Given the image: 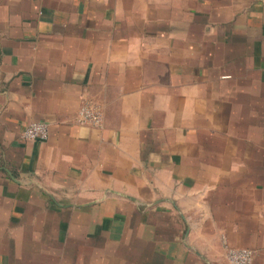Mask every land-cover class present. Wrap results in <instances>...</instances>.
<instances>
[{"label":"crops","instance_id":"1","mask_svg":"<svg viewBox=\"0 0 264 264\" xmlns=\"http://www.w3.org/2000/svg\"><path fill=\"white\" fill-rule=\"evenodd\" d=\"M227 248L264 264V0H0V264Z\"/></svg>","mask_w":264,"mask_h":264},{"label":"built area","instance_id":"2","mask_svg":"<svg viewBox=\"0 0 264 264\" xmlns=\"http://www.w3.org/2000/svg\"><path fill=\"white\" fill-rule=\"evenodd\" d=\"M100 114L88 103L78 112L77 123L83 126L100 127ZM49 135V127L43 122H31L22 132V137L28 140L45 141ZM225 258L229 264H252L254 252L246 248H227Z\"/></svg>","mask_w":264,"mask_h":264},{"label":"rangeland","instance_id":"3","mask_svg":"<svg viewBox=\"0 0 264 264\" xmlns=\"http://www.w3.org/2000/svg\"><path fill=\"white\" fill-rule=\"evenodd\" d=\"M86 103H88L90 106H92L99 114H100V117H101V122L103 123V116H102V113L100 112V110H99V108L92 102V101H86V102H84L82 105H81V107L84 105V104H86ZM80 107V108H81ZM79 112V111H78ZM76 122H77V118H76ZM102 123H101V125H102ZM80 125V124H79ZM81 126H83V125H81ZM244 249V248H243Z\"/></svg>","mask_w":264,"mask_h":264}]
</instances>
